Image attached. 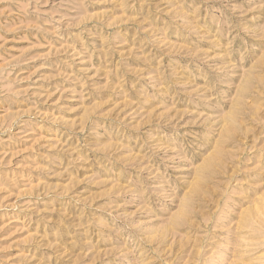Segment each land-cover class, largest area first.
Here are the masks:
<instances>
[{"label":"rangeland","instance_id":"1","mask_svg":"<svg viewBox=\"0 0 264 264\" xmlns=\"http://www.w3.org/2000/svg\"><path fill=\"white\" fill-rule=\"evenodd\" d=\"M0 264H264V0H0Z\"/></svg>","mask_w":264,"mask_h":264}]
</instances>
